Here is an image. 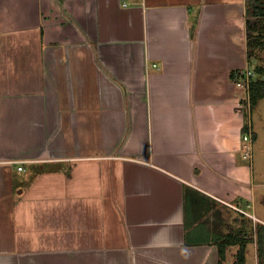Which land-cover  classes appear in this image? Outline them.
Instances as JSON below:
<instances>
[{
    "label": "crops",
    "instance_id": "0c3cea01",
    "mask_svg": "<svg viewBox=\"0 0 264 264\" xmlns=\"http://www.w3.org/2000/svg\"><path fill=\"white\" fill-rule=\"evenodd\" d=\"M253 1L0 0V264H218Z\"/></svg>",
    "mask_w": 264,
    "mask_h": 264
},
{
    "label": "rangeland",
    "instance_id": "374dc122",
    "mask_svg": "<svg viewBox=\"0 0 264 264\" xmlns=\"http://www.w3.org/2000/svg\"><path fill=\"white\" fill-rule=\"evenodd\" d=\"M264 6L263 4H260ZM251 35H256L251 33ZM264 42V39H262ZM249 66L247 69L253 72L251 80L264 79V73L262 75L258 74L257 69L263 68L264 70V43L263 47H259L249 57ZM251 110V122L253 130L256 132L258 139L252 141L251 145V159L249 160L252 164L254 171V181L257 184V194L259 198L263 200L257 201L256 209L252 210L254 206L249 203V207L246 208L248 213H236L232 210L228 211L226 216L225 228L221 232L233 233V235H240L238 231L244 229L243 236L245 239H242V242L245 244V249L242 253H238L240 249V244H234L230 247L228 257L229 264H264V98L259 99L254 105V108ZM257 200V197H256ZM241 216H245L244 219ZM256 217L257 220H254L253 217ZM223 226V225H222ZM241 238V237H240ZM258 238V239H257ZM260 240H262L261 243ZM259 241V242H258ZM260 245V252L258 251V246ZM255 251H257L258 258L255 257ZM241 260H244L241 261Z\"/></svg>",
    "mask_w": 264,
    "mask_h": 264
},
{
    "label": "trees",
    "instance_id": "16d2710c",
    "mask_svg": "<svg viewBox=\"0 0 264 264\" xmlns=\"http://www.w3.org/2000/svg\"><path fill=\"white\" fill-rule=\"evenodd\" d=\"M264 1H253L252 3L247 5L246 11L247 16L245 20L246 24V47H247V61L249 60L250 55L253 51L258 49L259 47H263V40L264 39V6L260 5L263 4ZM251 33H255L256 35H251ZM258 74L262 75L264 73L263 68L257 69ZM238 71L232 72L231 79L235 82L238 81L236 75ZM247 93V100L252 108L259 99L264 98V79L259 80H251L246 88ZM245 130V126L243 131ZM244 229H240L238 231V235H233V233H229L225 236H217L216 240V247L218 250V264H224L225 261V251L227 247L232 246L234 244H240V249L238 253H242L245 249V244L242 242V239H245L243 236ZM190 237V233H187V240ZM258 239V238H257ZM259 242V241H258ZM260 240L259 243H261ZM258 251L260 252V245L258 246ZM244 262V260H241Z\"/></svg>",
    "mask_w": 264,
    "mask_h": 264
},
{
    "label": "built area",
    "instance_id": "2783aa9c",
    "mask_svg": "<svg viewBox=\"0 0 264 264\" xmlns=\"http://www.w3.org/2000/svg\"><path fill=\"white\" fill-rule=\"evenodd\" d=\"M252 76H253V72L251 70L245 68L244 70L239 71L237 73L236 77H237L238 81L236 83L240 84L241 86H243L246 89L248 84L251 81ZM241 106H242V109L245 110L247 112V114H249L251 107H250L248 100L246 101V103H243ZM241 141H242V150L244 152L243 157L247 160H250L251 159V145H252V141H253V136H252L251 123L249 121L245 124V130L242 133ZM19 170H21V168H19ZM233 209L235 211L240 212V213H244L243 211H241L238 208L233 207Z\"/></svg>",
    "mask_w": 264,
    "mask_h": 264
}]
</instances>
